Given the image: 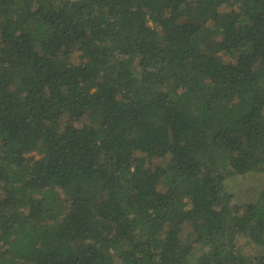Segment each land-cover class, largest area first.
I'll list each match as a JSON object with an SVG mask.
<instances>
[{
	"label": "trees",
	"instance_id": "obj_1",
	"mask_svg": "<svg viewBox=\"0 0 264 264\" xmlns=\"http://www.w3.org/2000/svg\"><path fill=\"white\" fill-rule=\"evenodd\" d=\"M0 264H264V0H0Z\"/></svg>",
	"mask_w": 264,
	"mask_h": 264
},
{
	"label": "rangeland",
	"instance_id": "obj_2",
	"mask_svg": "<svg viewBox=\"0 0 264 264\" xmlns=\"http://www.w3.org/2000/svg\"><path fill=\"white\" fill-rule=\"evenodd\" d=\"M233 201L235 203H242V202H244V198L243 197H239L237 201H235L234 199H233ZM247 243L245 242V238H243V237H240V239H238V246L241 249V254H244V256H254V255H256L258 253L256 251V249L253 247V245L249 246V244H247Z\"/></svg>",
	"mask_w": 264,
	"mask_h": 264
}]
</instances>
